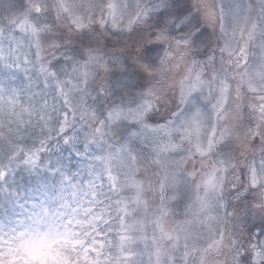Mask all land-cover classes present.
<instances>
[{"label":"snow or ice","instance_id":"1","mask_svg":"<svg viewBox=\"0 0 264 264\" xmlns=\"http://www.w3.org/2000/svg\"><path fill=\"white\" fill-rule=\"evenodd\" d=\"M264 264V0H0V264Z\"/></svg>","mask_w":264,"mask_h":264},{"label":"rangeland","instance_id":"2","mask_svg":"<svg viewBox=\"0 0 264 264\" xmlns=\"http://www.w3.org/2000/svg\"><path fill=\"white\" fill-rule=\"evenodd\" d=\"M29 256L34 260L42 261L46 264L48 260H55L56 257L52 255L49 249H36L29 252Z\"/></svg>","mask_w":264,"mask_h":264}]
</instances>
